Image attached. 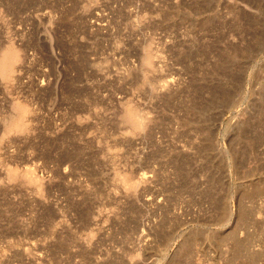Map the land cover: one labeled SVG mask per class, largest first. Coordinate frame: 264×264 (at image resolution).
Here are the masks:
<instances>
[{
    "label": "rangeland",
    "instance_id": "rangeland-1",
    "mask_svg": "<svg viewBox=\"0 0 264 264\" xmlns=\"http://www.w3.org/2000/svg\"><path fill=\"white\" fill-rule=\"evenodd\" d=\"M9 44L0 264H264V0H0Z\"/></svg>",
    "mask_w": 264,
    "mask_h": 264
},
{
    "label": "bare ground",
    "instance_id": "bare-ground-1",
    "mask_svg": "<svg viewBox=\"0 0 264 264\" xmlns=\"http://www.w3.org/2000/svg\"><path fill=\"white\" fill-rule=\"evenodd\" d=\"M1 48V47H0ZM151 55L149 54L146 58V62L148 64H151ZM20 61V51L12 44H9L7 46H4L0 50V77H2L4 80L10 79L14 72L17 63ZM14 113L11 115L6 123L5 132L11 133V132H24L25 130V118L28 114V107L26 104L17 103L14 106ZM124 114V121L131 126H133L134 129H140L142 127V120L139 118V115L137 113V109L134 107L125 109ZM18 172L15 170L10 171V177L11 178H17ZM128 179V178H126ZM123 179L124 183L126 185L129 184V181ZM133 184V183H132ZM133 185H131L132 187Z\"/></svg>",
    "mask_w": 264,
    "mask_h": 264
}]
</instances>
